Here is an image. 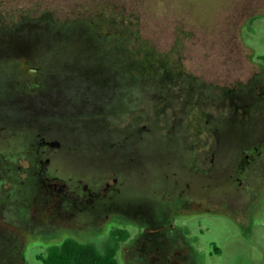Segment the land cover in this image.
I'll list each match as a JSON object with an SVG mask.
<instances>
[{
    "label": "flooded vegetation",
    "instance_id": "obj_1",
    "mask_svg": "<svg viewBox=\"0 0 264 264\" xmlns=\"http://www.w3.org/2000/svg\"><path fill=\"white\" fill-rule=\"evenodd\" d=\"M33 1H0L1 8L11 6L0 11V80L4 76L15 79L16 89L7 88L9 97L26 107L29 114L23 126L14 131L24 143L8 154L3 165L0 161V177L4 178L0 185L11 187L5 199L11 203V215L26 214L24 228L28 235L16 251L19 264H29L27 248H40L35 261L41 264L40 257L66 241L94 247L104 254L113 251L116 264H201L184 223L190 215L213 216L222 209L245 210L241 223L246 226L242 227L252 231L255 219L264 215V60L259 65L254 63L256 67L245 73L229 68L230 75L237 72L243 75L231 83H205L191 76L182 65L180 53L192 38L191 30L186 27L191 23L189 10L184 6L170 3L147 6L152 19L151 29H147L143 13L139 18L128 19L126 13L111 12L110 6H126L119 0H75L69 19L47 11V6L53 5L57 11L61 4ZM248 21L242 29L249 27ZM61 29L68 36L77 34L95 43L97 49L104 51V58L107 50L109 59L111 54H116L122 67L119 69L123 71L127 51L133 49L129 51H134L138 70L132 73L138 75V83L144 73L145 78L150 73L151 81L164 77L171 86L167 89L170 102L182 103V108L180 111L171 108L166 128L162 121H157V126L162 128V137L165 129H178V135L172 134L184 143L181 152L185 156L192 149L187 144L189 135L201 133L206 139H212L209 158L199 168L195 162L193 167H187L185 162L176 166L173 157L166 158V170L162 174L169 185L157 194L163 204L166 202L162 209L154 204L155 194L147 205L143 196L128 191L125 165L108 163L103 173L94 175L66 173L71 164L80 165L78 160L83 158L82 154H87V160L95 154L110 162L113 157L107 155L111 149H121L131 140L135 142V136L140 133L135 127L133 133H126L111 146L99 142L97 148L84 150L66 147L63 134L70 126L58 120L54 113L60 107L47 102L48 95H45L49 76L77 69L67 62L66 56L46 52L51 47L47 42L54 44L55 40H61L56 34ZM163 42L170 45L163 48ZM232 47L241 48L236 44ZM43 101L47 102L46 106ZM197 108L201 110L199 119L192 121L190 117ZM96 120L104 122L101 116ZM198 120L203 130L195 125ZM141 122L146 124L142 126L145 135L138 142L139 147L152 138L148 118L136 123ZM82 125L85 127L79 123L73 130L80 132ZM32 129L39 130L42 137L36 144L37 149L26 142ZM52 132L58 133V140H48ZM10 137L15 134L11 133ZM92 144L96 147L95 142ZM137 155L138 159L142 158L141 154ZM146 170L138 168V174ZM225 178L229 185L224 184ZM27 186L30 194L19 199L21 189ZM196 188L202 194L191 197ZM261 263L264 264V258Z\"/></svg>",
    "mask_w": 264,
    "mask_h": 264
},
{
    "label": "rangeland",
    "instance_id": "obj_2",
    "mask_svg": "<svg viewBox=\"0 0 264 264\" xmlns=\"http://www.w3.org/2000/svg\"><path fill=\"white\" fill-rule=\"evenodd\" d=\"M120 1L126 6H110L111 12L126 13L128 19L139 18L143 13V23L147 29H151L152 24L147 6H167L166 3H170L171 6H184L189 10L191 23L186 27L191 30L192 38L190 42L185 43L186 50L180 53L183 57L182 65L189 70L191 76L205 83H231L243 78V75L238 72V74L230 75L227 72L229 68H238L245 73L263 62L261 59L264 57V0H119V3ZM15 2H23V0H15ZM45 2L61 4L57 6V11H54L55 6H47V11L54 13L55 16L71 18L74 7L71 5L75 0H45ZM10 7H0V11ZM84 7L80 6V8ZM248 19L249 27L242 29L243 23ZM62 32V29L56 31L61 40H55L54 44L47 42L51 47L46 49V52L66 56L67 62L73 67L76 65L77 69L69 71L71 73L49 76L45 95H48L47 102L60 107L54 113L58 120L70 126L65 129L64 134L62 133L66 140V147L84 150L88 147L97 148L99 142L111 146L125 137L126 133H133L135 127L140 133L133 135L132 138L136 137L135 142L131 140L132 142L128 141L121 149H111L107 155L113 157L110 158V162L100 158L103 156L95 154H91L87 160V154L81 153L84 156L78 160L80 165L71 164L66 168V173L85 172L94 175L103 173L108 163L125 165L128 167V191L143 196V202L147 205L155 194L154 204L162 209L166 202L163 204L157 194L169 185L162 174L166 170V158L173 157L176 160L174 161L176 166H181L180 164L185 162L187 167L195 165L199 168L209 158L208 152L212 139H206L201 133L189 135L187 144L188 146L190 144L192 149L185 156L181 152L184 143H180L175 136L178 135V129L172 131L165 129V137H162V128L157 126V121H162L166 128L167 114L171 108L178 111L182 108V103L170 102L171 95L167 89H171V86L165 82L164 77L154 82L151 81L150 74L145 78L144 73L141 77L143 80L141 79L138 83V75L132 73L138 70L134 51H129L133 49L130 48L127 51L126 64H124L126 67L123 71L119 69L122 67L118 65L119 58L115 53L116 57L111 54L109 59L110 51L107 50L105 53L107 58H104V51L97 49L96 44L86 37L77 34L68 36ZM233 44L240 45L241 48L236 49L232 47ZM169 45V42L162 43L163 48ZM245 47L248 50H245ZM83 58L87 61H80ZM14 83L15 79L11 76H4L0 80V155L3 156V158L0 156V161L2 165L5 163V158H8V154L17 151L24 143V139L14 131L23 126L29 115L26 107L14 103L9 97L7 88L14 90ZM47 102L43 101L44 106ZM200 111L199 108L195 109L190 120L199 119ZM98 116H101L104 122L97 121ZM144 117L148 118L152 138L148 144L139 147L138 142L145 135L142 126L146 123L136 122ZM74 121L77 122L72 123ZM79 123H84L85 127L82 125L80 132H75L73 127H78ZM194 123L198 129H204L199 120ZM125 125H127L126 129ZM11 133H14L15 137H10ZM39 134V130L32 129L29 141L26 140L29 147L38 148L36 144L42 138ZM56 135H58L57 132L50 133L48 140L56 141ZM91 138H94V141ZM93 142L96 143V147L92 144ZM137 153L141 154V159H138L140 156ZM194 162L196 164L193 165ZM141 167L148 170L138 174V168ZM1 175L5 176V174ZM2 180L4 178L0 177V182ZM227 181L225 178L224 184L229 185ZM9 188L11 189L8 184L0 185V264H19L16 251L22 239L27 238L28 235L24 228L26 214L20 212L14 217L11 215V203L5 200L6 196L10 195ZM27 188L28 186L21 189L18 194L19 199L30 194ZM199 194L202 193L196 188L191 193V197H198ZM151 207L152 204L148 208ZM243 215L245 216L243 209H222L213 216H204L202 213L190 215L184 227L189 238L193 240V247L201 258V264H262L264 215L255 219L252 231L242 227L246 226L241 223ZM39 253L41 250L38 246L27 248L28 263L38 264L35 256Z\"/></svg>",
    "mask_w": 264,
    "mask_h": 264
},
{
    "label": "trees",
    "instance_id": "obj_3",
    "mask_svg": "<svg viewBox=\"0 0 264 264\" xmlns=\"http://www.w3.org/2000/svg\"><path fill=\"white\" fill-rule=\"evenodd\" d=\"M39 261L41 264H116L113 251L104 254L94 247L74 241H66L59 246L52 247L47 251L46 256L39 258Z\"/></svg>",
    "mask_w": 264,
    "mask_h": 264
}]
</instances>
